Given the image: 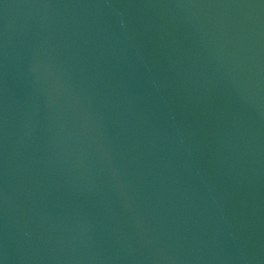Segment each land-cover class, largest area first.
I'll use <instances>...</instances> for the list:
<instances>
[{"label":"water","instance_id":"water-1","mask_svg":"<svg viewBox=\"0 0 264 264\" xmlns=\"http://www.w3.org/2000/svg\"><path fill=\"white\" fill-rule=\"evenodd\" d=\"M0 264H264V0H0Z\"/></svg>","mask_w":264,"mask_h":264}]
</instances>
